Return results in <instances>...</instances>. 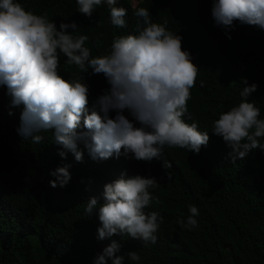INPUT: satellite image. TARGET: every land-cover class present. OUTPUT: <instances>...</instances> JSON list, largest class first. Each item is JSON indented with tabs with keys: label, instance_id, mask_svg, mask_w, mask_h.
<instances>
[{
	"label": "trees",
	"instance_id": "trees-1",
	"mask_svg": "<svg viewBox=\"0 0 264 264\" xmlns=\"http://www.w3.org/2000/svg\"><path fill=\"white\" fill-rule=\"evenodd\" d=\"M16 2L34 14L47 13L57 27L62 21H75V34L89 37L86 46L93 57L107 55L113 39L132 33L137 22L131 0H118L116 5L128 9L125 28L111 24L106 0L91 18L78 12L77 0ZM138 7L148 8L153 22L167 20L168 29L183 37L182 48L199 67L184 120L198 122L200 131L209 132L208 145L199 154L165 147L159 160L146 162L123 154L93 160L79 143L82 161L71 152L63 158L54 130L41 132L44 140L39 144L18 133L23 105L13 106L6 86H0V264H95L113 240L121 244L117 255H125L124 264H264V150H253L234 162L232 149L212 133L219 115L244 99V78L248 85H258L247 99L256 103L264 119V29L239 22L227 31L216 26L212 0H139ZM65 60L61 54L59 71L64 78L84 76L90 85L91 110L110 85L103 74L92 75L91 69L81 73ZM109 115L115 119L118 112L111 110ZM123 115L141 127L128 109ZM260 143L264 146V138ZM65 165L71 166L70 182L51 187V172ZM125 172L158 180L150 191L159 203L147 209L163 218L154 244L127 235L99 240L98 208L91 215L85 212L87 200L96 196L103 203L104 185ZM190 206L199 210L198 225L191 229L177 222L187 219ZM133 250L139 262L127 258Z\"/></svg>",
	"mask_w": 264,
	"mask_h": 264
},
{
	"label": "clouds",
	"instance_id": "clouds-1",
	"mask_svg": "<svg viewBox=\"0 0 264 264\" xmlns=\"http://www.w3.org/2000/svg\"><path fill=\"white\" fill-rule=\"evenodd\" d=\"M105 0H77L78 12L91 18ZM118 0H106L113 26L127 27L128 9L117 7ZM131 0L135 29L113 39L107 55L93 57L86 46L87 35L75 34L78 25L61 22L59 27L47 13L37 15L26 10L16 0H0V86H6L13 106L23 105L21 126L17 130L35 144L44 140L41 132L54 130L58 154L66 158L71 152L76 161L83 160L78 144L83 143L93 160H107L121 154L138 161L159 160L165 147L186 148L199 154L210 141L199 123L185 122L187 102L195 87L199 67L190 51L182 48L183 37L163 23L152 21L148 8L138 7ZM212 17L216 26L226 31L235 23L264 29V0H212ZM71 29L72 31H69ZM231 39V36H229ZM65 64L74 65L79 72L103 74L110 89L99 96L90 110V85L84 76L65 79L60 73V57ZM241 96L244 99L229 111L222 112L213 123L212 133L222 137L232 149L230 156L247 157L262 149L264 119L256 103L247 97L258 85H248L246 78ZM128 109L141 124L136 127L123 115ZM111 110H117L115 119ZM12 115V112H9ZM170 166V165H169ZM70 165L51 172L53 188L65 187L71 180ZM158 186L156 177L127 173L104 185L100 197L86 202L85 212L93 214L98 208L100 226L97 238L127 235L145 244L156 242V233L163 218L156 211H147L158 198L151 189ZM187 219L177 222L189 229L198 225L199 210L189 207ZM121 244L113 240L95 259V264H124L125 255H117ZM132 262H139L137 251L126 253Z\"/></svg>",
	"mask_w": 264,
	"mask_h": 264
}]
</instances>
